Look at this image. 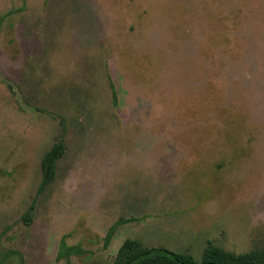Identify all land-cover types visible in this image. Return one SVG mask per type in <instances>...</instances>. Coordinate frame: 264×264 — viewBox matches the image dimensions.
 Instances as JSON below:
<instances>
[{
    "label": "rangeland",
    "instance_id": "374dc122",
    "mask_svg": "<svg viewBox=\"0 0 264 264\" xmlns=\"http://www.w3.org/2000/svg\"><path fill=\"white\" fill-rule=\"evenodd\" d=\"M127 237L264 248V0H0V264Z\"/></svg>",
    "mask_w": 264,
    "mask_h": 264
},
{
    "label": "trees",
    "instance_id": "16d2710c",
    "mask_svg": "<svg viewBox=\"0 0 264 264\" xmlns=\"http://www.w3.org/2000/svg\"><path fill=\"white\" fill-rule=\"evenodd\" d=\"M63 146L54 144L41 159L42 178L45 182L54 175V164L61 156ZM264 264V248L232 253L207 242L200 260L189 253L175 252L163 246H147L137 238L127 237L118 247L113 264Z\"/></svg>",
    "mask_w": 264,
    "mask_h": 264
},
{
    "label": "water",
    "instance_id": "95a60500",
    "mask_svg": "<svg viewBox=\"0 0 264 264\" xmlns=\"http://www.w3.org/2000/svg\"><path fill=\"white\" fill-rule=\"evenodd\" d=\"M204 264H215V263H212V262H206V263H204Z\"/></svg>",
    "mask_w": 264,
    "mask_h": 264
}]
</instances>
